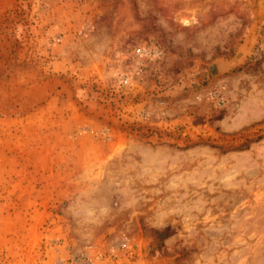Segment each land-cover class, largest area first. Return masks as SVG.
Instances as JSON below:
<instances>
[{"label": "rangeland", "instance_id": "1", "mask_svg": "<svg viewBox=\"0 0 264 264\" xmlns=\"http://www.w3.org/2000/svg\"><path fill=\"white\" fill-rule=\"evenodd\" d=\"M0 264H264V0H0Z\"/></svg>", "mask_w": 264, "mask_h": 264}, {"label": "water", "instance_id": "2", "mask_svg": "<svg viewBox=\"0 0 264 264\" xmlns=\"http://www.w3.org/2000/svg\"><path fill=\"white\" fill-rule=\"evenodd\" d=\"M232 60L217 59L208 64V70L211 74L225 72L232 65Z\"/></svg>", "mask_w": 264, "mask_h": 264}, {"label": "trees", "instance_id": "3", "mask_svg": "<svg viewBox=\"0 0 264 264\" xmlns=\"http://www.w3.org/2000/svg\"><path fill=\"white\" fill-rule=\"evenodd\" d=\"M172 234V230L169 226L161 229V230H155V236L156 238H165Z\"/></svg>", "mask_w": 264, "mask_h": 264}]
</instances>
